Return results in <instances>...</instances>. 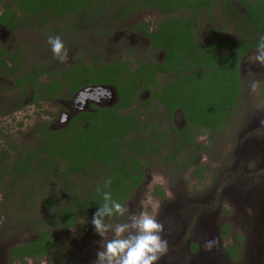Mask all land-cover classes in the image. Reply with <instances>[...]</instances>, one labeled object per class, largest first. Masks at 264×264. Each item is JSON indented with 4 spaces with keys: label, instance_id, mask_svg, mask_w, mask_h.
Wrapping results in <instances>:
<instances>
[{
    "label": "flooded vegetation",
    "instance_id": "af4514ba",
    "mask_svg": "<svg viewBox=\"0 0 264 264\" xmlns=\"http://www.w3.org/2000/svg\"><path fill=\"white\" fill-rule=\"evenodd\" d=\"M119 1L121 0L111 2L109 6L105 8V13L111 15L109 21L103 23L108 24V27L105 28L106 31H109L108 36L110 35L108 38V45L95 43L84 36V41H80L79 44L67 40L68 37H66V35H75L76 32L82 33L86 29H89L88 32L94 30V28H91L93 21L96 20L97 17H103L101 14L94 16L95 8L90 9V15L93 14V17L91 16L90 18H87L83 27L80 24L78 16H75L76 18H74L66 15L60 18L49 17L44 20L42 10H39L35 15L31 13L24 14L17 8V6H14L12 11L15 12L17 21L14 22L13 28L11 29V25H8L9 29L7 30L1 23L0 28L7 34L11 35L18 32L20 29H28V27H32L33 24L37 28L45 29L46 34L51 33L52 36H60L66 47L72 50L70 52L71 54H76V52L79 53L77 54L80 55L78 58H72L67 63H50L46 60V62L35 61L29 66L26 62L28 57L25 58V54H22L19 49L13 48L14 51L6 50V52L12 53L15 61L20 64L15 66V63H11L8 60H6V62H8L9 69L14 67L20 68L21 72L16 73L15 76H21L31 70H37L38 82L45 84L49 81V76L43 73V71H56L58 75L60 74L57 77L62 83L60 94L58 95V98L46 103L53 108L51 116L49 115V123L46 122L48 123V129L51 131L66 129L68 131L66 134L68 138L66 139L72 141L73 145H76L74 141L78 139V137H81L78 132L80 131V127L84 132L89 126L88 122L93 121L96 128L94 131L84 133L85 138H90V135L94 133V135H96L95 140L97 147L114 150L111 154L112 161H108V166H111L112 169L119 173L117 176H123V178L125 176L129 183L132 182L131 174L134 175L136 180L137 185L130 189V194L124 203L125 205L134 194L137 195V197H140L141 193H148L147 191H150L148 188L153 186L152 183L155 182L154 174L164 181V173L160 171L161 169L159 167L165 169L168 168L169 171H167V173L176 168V176L187 175L189 178L200 184L213 179L212 174L210 173V171L212 172V167L202 164L199 161L200 156L197 155V153L207 148L204 142H202L203 136L215 134L218 131L211 133L210 129L207 128L197 129V127L193 125L186 126V119L178 107L168 109L165 106L166 104L164 105L161 102L163 97H165L164 88L166 86L174 83L175 88L173 91L176 92V83L180 79V74L188 76L190 72L193 71L194 67H191L189 71L184 72L190 67V63L187 62L191 55H187L186 63L184 64L178 65L175 63H165L166 50L163 48H155L147 36L157 30L159 21L165 16L153 15L150 17V20L149 17L145 19L139 17L144 15L143 12L157 10L151 8L129 13L122 21L117 22V11L120 6L129 7L126 4L119 6ZM11 2H13V0H0V17H3L4 13L7 12L4 5ZM46 12L49 13L50 10ZM36 15H39V21H34V16ZM61 20H67L66 23L70 26L59 25ZM127 20H129L128 23ZM20 22H23V24ZM54 23H58L57 25L60 27H52ZM198 25L199 31L197 32L195 30V23H193L194 43L201 37L206 40L207 37L212 34L211 27L213 25L211 22L210 25L206 24L208 28L205 27V30H201L200 24ZM106 31H102V36H105ZM232 31L234 35L232 37L230 36V38H227V35L225 34L226 31L221 32L225 40L237 41L235 31ZM99 32L100 31H98V34ZM255 49L256 48L249 49L243 54L238 51V55L241 54L237 64L240 82L239 89L242 87L243 76L248 74V72L249 74H259L264 77V67H261L256 63L249 64L248 62L245 64V61H249L248 58L254 53ZM193 50L195 53L194 48ZM5 58L6 56L1 57L0 60H5ZM78 60H81V63H78ZM156 65H159L160 67L158 68ZM103 67L112 72V77L114 78H116V75L118 74V76L123 79L120 83H124L126 80L132 81V77L136 79V82L140 84L139 91L137 95L128 97L135 98L134 101L129 100L130 103L127 102V104L122 107L119 106L118 103L120 97L114 84H90L71 94L72 90L68 88V80L63 79L61 75V70H74L73 75L80 77H85V75L96 76V70ZM156 67L158 69H167V71H158ZM168 69L173 70L168 71ZM0 74L12 81V86L9 87V89H6V92H12L10 97L12 101L10 105L14 109L21 103L18 98H21L22 90L17 86V82L15 81L16 77L13 79L11 76L5 75L4 73L0 72ZM26 84L29 85L28 82ZM99 86L106 87L107 91L96 95L93 89ZM85 89H90L87 97H85V103L82 101L76 103V94ZM31 93L32 90L29 91L28 97H25L26 99L22 102V110L24 105L30 102V98H32ZM240 97L237 98L235 108L240 101ZM102 111H106V113L102 114ZM115 113L122 117L128 116L132 127L121 128L118 124L113 123L112 116ZM62 115L65 116V123H61L60 121ZM252 117L254 121H250L249 127L237 134L238 143L234 148V153L231 158L228 159L227 157V159L220 165L218 173H216L215 182L212 185L213 187L211 186L212 188H210L211 190H209V192H203L198 195V197H188L183 190L173 191L175 195L173 197L177 198L176 204H178V208L180 207L183 209L186 206L189 207V213L184 214L187 220L186 223L182 224L180 227L181 231L177 229L175 230L179 233V241L184 240L191 219L196 210H199V212L204 214L213 211L214 216L216 217L215 221L217 220L216 225L214 224V231L216 234L213 235L212 238L206 237L205 239V237H203V239H197L196 234H192V230L188 238L183 241L184 245L182 246L186 247V256L190 259L194 256L201 258L205 253H211L214 251V253H217L216 264H219V262H222L223 264H240L243 261V258H246V248H248V255H251L252 259L247 255L246 264H264V212H260L261 209L258 208L259 204L260 206L263 205L264 208V170H259L261 167H264V144H262V141L264 142V110L262 117H257L256 115H253ZM228 118L229 117H227L224 122H226ZM103 124L114 125V132L122 135V137L117 135L113 138H104L103 132H101L100 128ZM259 124H261V129L258 131V138L261 140L256 138H245L249 134L255 135L256 131L251 130L254 128H260L258 127ZM69 126L71 127L68 128ZM186 140H189V145L186 144L185 147H181ZM255 141L257 142V147H252L253 143H256ZM259 142H261L262 145H260ZM201 146H203V148L198 150V147ZM187 149H195L197 156L183 161L181 160L182 155ZM171 157H174V159L168 162L167 159ZM96 162L98 165L99 162ZM249 164H252L253 170L246 172V168ZM259 172H261V174ZM97 173L102 181L107 175L106 170L104 169H98ZM48 181L49 177H46V183ZM247 186H251L253 190H260L261 194H263V199H259L260 195L256 198L255 193H253L252 196V189L247 190V192L243 191L244 188H248ZM153 187L152 191H157V197H167L164 188L165 186L156 183ZM54 192L56 191L54 190ZM159 192H162V194ZM16 194L22 193L16 192ZM248 199L252 200V206H241V204H239L243 201L246 202ZM42 200L43 199H41V201ZM259 200L261 203H259ZM237 201L239 202L238 204ZM19 204L20 202L17 205ZM214 205L215 208L211 210ZM17 208L19 209V207ZM165 214L169 215L168 219H164ZM170 215H176V212L174 210L170 212L169 207L167 210L163 211L162 217H160L158 221L165 224L166 221H170ZM238 216L240 217L237 218ZM121 220L122 222L126 221L125 216L121 218ZM204 220L208 221V216ZM205 221L203 222L205 223ZM223 225L229 227L228 234H225L224 231L221 232ZM240 225L243 232L239 228ZM235 228H239L241 233L238 235L234 234ZM4 234L5 227H3V230L0 232V236H3ZM163 235L168 241L169 237L166 234ZM199 236L202 237V235ZM227 236H232L234 241L226 248H222L223 241ZM238 238H240V240H238ZM35 239L21 241L19 243H17L18 241L6 243L4 240L0 243V264H10L12 260L10 258V251L12 248L27 244ZM172 241L174 242L173 239ZM207 241H215L212 246L214 250L205 247ZM219 242L221 243V246L219 245ZM215 245L220 246L221 248L217 249V246ZM168 246L172 245L169 244ZM233 246H237L238 249L235 251V255L230 257L226 251L229 247ZM48 258L52 257L49 256L42 259L24 258L25 263L23 264H26L29 260L34 264H40L43 260H47ZM66 258L67 256L61 255L56 258L58 260L54 258L52 259L63 264ZM12 264H21V261L17 256H14Z\"/></svg>",
    "mask_w": 264,
    "mask_h": 264
},
{
    "label": "trees",
    "instance_id": "16d2710c",
    "mask_svg": "<svg viewBox=\"0 0 264 264\" xmlns=\"http://www.w3.org/2000/svg\"><path fill=\"white\" fill-rule=\"evenodd\" d=\"M115 1L118 0H13L4 5L7 12L0 17V23L7 30L8 25H11V29L13 28L14 22L17 21L16 14L12 11L14 6H17L24 14L35 15L42 10L44 20L49 17L60 18L68 15L76 18L75 16H78L83 27L87 18L93 17V14L90 15V9L95 8L94 16L103 15L102 22L106 23L111 15L105 13V8ZM121 1L125 2V0ZM130 1L129 7L120 6L118 9L117 22L122 21L129 13L157 9L165 17L159 21L157 30L147 36L155 48L166 50L165 63L184 64L187 55H191L187 62L190 63V67L184 72L189 71L191 67H194L193 71L188 76L180 74V79L176 83V92L173 91L174 83L166 86L165 97L161 102L166 104L168 109L178 107L186 119V126L193 125L197 129L207 128L211 133L219 131L225 124L224 120L232 115L237 98L241 96L237 68L241 54L238 55V51L243 54L249 49L256 48L259 36L264 35V0ZM48 10H50L49 13L46 12ZM216 11L221 19L227 20L228 25L235 31L237 41L225 40L221 33L223 28L213 25L212 34L206 40L201 37L194 43L193 23L198 32L201 14L207 16L214 14L216 18ZM20 23L23 24V22ZM225 28H227L226 24L224 30ZM5 56V60H0V72L13 79L16 77L17 86L22 90L21 98H18L21 103L13 109L15 112L22 109V102L26 99L25 97H28L30 90H32L30 104L41 105L58 98L62 89V83L57 79L60 74L58 75L56 71H43L49 76L46 84L38 82L37 70L15 76L16 73L21 72L20 68L9 69L6 60L15 63V66L20 63L15 61L12 53L0 49V58ZM78 63H81V60H78ZM157 67L158 71H167ZM97 70L96 76L80 77L73 75L74 70H61V75L63 79L68 80L71 94L90 84H114L120 97L119 106L130 103L129 100H135V98H128L137 95L140 88V84L134 77L132 81L126 80L120 83L123 79L118 74L114 78L113 73L104 67ZM27 82L29 85L26 84ZM105 113L106 111H102V114ZM129 120L128 116L122 117L117 113L112 116L113 123L121 128L132 127ZM88 123L86 131L83 132L80 127L78 132L81 137L74 141L76 145L66 139L68 138L66 129L51 131L46 122L37 125L38 139L33 144V148L22 146V154L16 155L10 166L6 163L7 157H10L9 152L0 150V191L2 192L1 188L7 186L9 194L18 195L19 209L34 206L32 199L40 194L43 200L39 210L47 215L43 221L31 222L37 238L12 248L10 264L14 256H17L21 263H25L24 258L42 259L54 255L60 249L56 248L55 235L58 233H68L70 230L78 233L83 230L87 233L95 232L91 220L103 203L102 196L96 190L97 186H101L103 191H110L113 199L124 204L130 189L137 185L134 175L131 174L132 182L129 183L125 176L124 178L117 176L119 173L108 166V161H112L111 154L114 150L97 147L94 133L90 135V138H85L84 133L94 131L96 128L93 121ZM100 128L106 139L119 135L114 132L112 124H103ZM119 136L122 137V135ZM189 143V140H186L181 147ZM202 148L203 146L198 147V150ZM10 149L15 152L17 148L14 146ZM173 159L174 157H171L167 160L169 162ZM96 161L99 162L98 165ZM98 169L106 170L107 175L103 181L97 173ZM46 177H49L47 183ZM106 179H111V184L104 187ZM23 183L28 184L29 191L24 195L16 194L17 187ZM159 193L162 194V192ZM7 197L8 195L3 194L0 202ZM228 229V226L223 225L221 232L228 234ZM237 249V246L229 247L226 253L232 257Z\"/></svg>",
    "mask_w": 264,
    "mask_h": 264
},
{
    "label": "rangeland",
    "instance_id": "374dc122",
    "mask_svg": "<svg viewBox=\"0 0 264 264\" xmlns=\"http://www.w3.org/2000/svg\"><path fill=\"white\" fill-rule=\"evenodd\" d=\"M130 3V0H125V2L119 1L118 5H128ZM143 14L145 16L142 15L139 17H141V19L149 17V20L153 15H162L157 10L143 12ZM216 15L217 17L215 18L214 14L212 16L201 14V16L199 17L200 29L205 30V27L208 28L206 24L210 25L211 22L212 25H217L223 28V31H226L225 34L227 35V38H230V36L232 37L234 35L232 31L233 29L230 25H228L227 20L221 19L218 11H216ZM103 18L104 16L97 17L96 20L93 21L91 28H94V30H91L92 32H88L89 29H86L87 31L84 30L85 32L83 31L82 33L76 32L75 35H66V37H68L67 40L69 42L79 44L80 41H84V36L91 41H94L95 43L108 45V38L110 35L108 36L109 31H106L105 29L108 27V24H103ZM36 20H39V15L34 16V21ZM129 20H127V23ZM66 21L67 20H61V23L59 25L70 26L66 23ZM57 24L54 23L52 27H60ZM225 24L227 28H225L224 30ZM45 31V29L37 28L32 24V27H28V29H20L18 32L9 35L0 28V49H4L7 51H14L13 48L19 49L22 54H25V58L28 57L26 59V62L29 66L35 61L46 62V60H48V62L50 63H56L58 61H55V59L53 58V53L47 43V38L49 36H52V34H46ZM98 31H100L99 34ZM102 31H106L105 36H102ZM67 49L69 50L68 61H70L72 58L75 59L80 56L77 55L79 54L78 52H76V54H71L70 52L72 50H70V48ZM248 62L249 64L251 63L250 61L246 60L245 64H247ZM263 79L264 77L259 74H249V72L248 74H245L243 76L242 87L240 88V101L238 102L236 108H234L232 115L226 120L225 125L222 127V129H220V131L215 134L203 136L202 142H204L207 148L198 152L197 155L200 156L199 161L202 164H206L207 166L212 167V172L210 171V173L212 174L213 179L200 184L195 180L189 178V176L187 175H181L179 177L176 176V168L167 173V171H169L168 168L165 169L163 167H159L161 169L160 171L164 173V181L160 179L159 176L154 174L155 182L152 184L154 186V184L159 183L161 186H165L164 188L166 190L167 197H157V191L153 192V186H151L148 188V190H150L147 191L148 193L143 192L140 194V197H137V195L134 194V196H132L131 199L125 204V206L129 209V212L133 214H138L141 211L145 210L150 213L155 212L157 220L162 217L163 211L167 210V208L169 207L170 212L172 210L176 212V215H170V221H166L165 224L161 222L164 225L163 234H166L169 237L168 245L171 244L172 246H168L169 251L167 255L163 256L159 260L158 264H190L192 260H198L199 263L201 262L202 259L199 260V258H197L196 256L191 259L186 256V247L182 246L184 245L183 241L188 238L192 230V234L195 233L197 239H203V237H205L206 239V230H209V228L212 229L216 225V217L214 216L213 211L204 214L199 212V210H196L191 219L190 226L188 227V232L186 233L184 240L179 241V233H177L175 230L177 229L181 231L180 227L182 226V224L186 223L187 220L184 214L189 213V207L186 206L183 209L179 207V209L178 204H176L177 198L173 197L175 196L173 191L183 190L188 197H198V195H200L201 193H205L207 191L209 192V190H211L210 188L213 187L212 185L215 182L216 173H218L220 165L227 159V157L228 159L231 158L234 153V148L238 143L237 134L249 127L250 121H254L252 117L253 115H256L257 117H262L263 115ZM253 81L257 82V87L255 90L251 88V83ZM11 86V79L6 78L4 75L0 74V150H6L10 154V157H7L6 159L7 166L11 165L16 155L22 154V146L33 148V144L38 139V134L36 132L37 125L45 122L49 123V114H51V111L53 110V108H51V106L46 103L36 105L34 103L30 104L28 102L24 105L23 110L21 109L20 111L17 110L15 112L13 110V107L10 105L12 101V99L10 98L12 92H6V89H9V87ZM260 126L261 124L258 125V127ZM260 129L261 127L252 129L251 131H256V134H249L245 138H256L258 140H261L258 138V131H260ZM259 144L262 145L264 144V142L262 141V144L261 142H259ZM14 146L17 149L15 152H12L10 148ZM252 147H257V142L253 143ZM197 155L195 149H187L183 153L181 160L186 161L192 157H196ZM252 168V164H249V166L246 168V172L252 171ZM259 170L263 171L264 167H261ZM259 173L261 174V172ZM27 186L28 184L26 183L20 184L17 187V192L25 194V192L29 191L30 189V187ZM45 187H47V185H45ZM247 187L248 188H244L243 191L247 192V190L252 189L251 186ZM1 189L2 192L0 191V197H2L3 194L8 195V197L4 199V201L2 200V202H0V232L3 230V227H5V234L3 236H0V243H2L4 240L6 241V243H10L12 241H18L17 243H19L21 241L23 242L35 239L36 235L34 233L33 223L31 222H35L38 220L43 221L47 216L44 215L41 210H39V208H41L40 204L42 196L40 194L34 196V198L32 199V202H34V206L26 207L24 209H18L17 204L20 202V200H18L19 198L17 197L18 195L16 196L9 194L7 186ZM253 193H255L256 198H258V195H260L259 199H263V194H261L260 190L254 189ZM260 200L259 203H261ZM157 205L158 209L155 207ZM214 208L215 205L212 206L211 210H213ZM259 209H261L260 212H264L263 205L260 206ZM168 216V214H165L164 219H168ZM207 216L209 220L205 221L204 219ZM239 217L240 216H238L237 218ZM125 220L127 221V214L125 215ZM203 221H205V223ZM111 222L122 223V220L112 219ZM239 228L242 231L241 225L239 226ZM239 228L234 229V234L238 235L239 233H241ZM199 235H202V237H200ZM55 238L57 240L56 248L58 247L60 249H58L51 257L55 259L56 257H59L61 255L67 256L63 264H93V261H95L93 259L97 258L96 253L101 247V237H99L96 232L87 233L86 230H83L80 233L74 230H70L68 233H58L55 235ZM172 239L174 240V242L172 241ZM233 241L234 240L232 236H227L223 241L222 248H226ZM219 245L221 246L220 242ZM220 246H217V249L221 248ZM210 250H214V248L211 247ZM248 251L249 249L246 248V258H243V261L240 264H243V262L244 264L247 263V255L249 254ZM248 257H251L252 259L251 255H248ZM52 258L43 260L40 264H60V262H56ZM215 261L212 264H216ZM204 262L206 263L207 261L205 260ZM26 264L34 263L29 260ZM219 264L223 263L219 262Z\"/></svg>",
    "mask_w": 264,
    "mask_h": 264
},
{
    "label": "clouds",
    "instance_id": "9594fccd",
    "mask_svg": "<svg viewBox=\"0 0 264 264\" xmlns=\"http://www.w3.org/2000/svg\"><path fill=\"white\" fill-rule=\"evenodd\" d=\"M47 43L53 58L60 63H67L69 50L60 36H49ZM251 63L264 67V35H260L254 53L248 58ZM257 82L251 83L255 90ZM111 184L106 179L104 187ZM103 203L94 213L91 223L96 234L101 237V247L96 253L93 264H158L159 260L169 251L168 241L164 238V225L156 218V213L141 211L138 214L119 201L113 199L110 191H103L97 186ZM158 209V205L155 206ZM126 222L112 223L113 217H123ZM215 241H207L205 247L210 249Z\"/></svg>",
    "mask_w": 264,
    "mask_h": 264
},
{
    "label": "water",
    "instance_id": "95a60500",
    "mask_svg": "<svg viewBox=\"0 0 264 264\" xmlns=\"http://www.w3.org/2000/svg\"><path fill=\"white\" fill-rule=\"evenodd\" d=\"M93 90H94V93L96 95H99V94L105 93L107 91V88L99 86V87H96ZM89 91H90V89H85V90L79 91L76 94V97H75L76 103H79L80 101L85 103V99H86L85 97H87ZM60 121H61V123H65L66 122L64 115H62ZM252 194H253V192H251V195ZM251 201H252L251 199H248L246 202L243 201L241 203H239L237 201V204L239 203V204H241V206H246V205L252 206L253 203H251ZM258 208H260V204H259ZM206 231H207L206 232V236L210 237V238H212V236L216 234L215 231H214V227L212 229L209 228V230L207 229ZM216 255H217V253H214V251H212L211 253L207 252V253H205V255H202V257L199 258V260L202 259L200 263L198 262V260H196V261L192 260L191 264H212L216 260ZM205 260L207 261L206 263L204 262Z\"/></svg>",
    "mask_w": 264,
    "mask_h": 264
}]
</instances>
